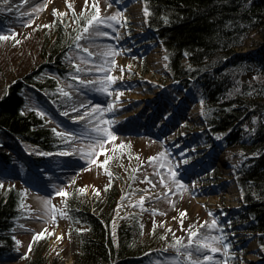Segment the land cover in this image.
Returning <instances> with one entry per match:
<instances>
[{
  "label": "rangeland",
  "instance_id": "374dc122",
  "mask_svg": "<svg viewBox=\"0 0 264 264\" xmlns=\"http://www.w3.org/2000/svg\"><path fill=\"white\" fill-rule=\"evenodd\" d=\"M134 3H138L142 10L139 22L130 11V5ZM99 6L104 16H109L122 8L124 9L122 15L128 19L123 22L113 21L112 23L116 25L114 28L110 24H105L98 29L112 32L111 37L80 41L90 52H96L97 56L89 57L88 53H83L80 49L73 51L71 56L76 59L81 68H91L93 71L76 72L75 70L72 76L79 74L82 80L102 79L105 72L98 69L106 66L101 63L100 53L105 51L109 44L113 45V48L120 49L114 57L117 63L112 68V74L123 77L122 80L117 81V84L123 88V95L119 98V103L123 107L114 109L118 123L112 125V128L118 133L115 143L120 144L121 141L126 143L115 151H111L112 142L106 145L110 148L109 154L113 156L109 162V171L106 172L102 165H93L89 168L88 161L83 158L84 153L77 155L73 151L72 146H75L76 151L87 148L93 143L89 139L68 140L65 138L63 143L69 146L71 155L62 154V152L60 155H55L38 145L19 141L20 147L27 153H43L51 160H54V156H59V159H57L58 164L51 167L49 171L47 168H36V177L33 181L24 176L21 177V181H17L22 188L20 204L22 213L11 231L14 247L4 260L0 259V264H23V260L29 257L37 246H41L51 259L58 260V264H72L76 248L77 220L68 211V198H87L90 204L95 206L96 203L104 200L112 186H115L118 191L116 210L112 220L113 233L115 234L118 224L124 218L136 213L144 224L143 239L157 238L155 240L157 245L162 247L164 250L162 253L167 256L164 259L156 258L141 264L185 262L186 250L182 248L178 252L177 249H172L175 247L169 242L174 241V236H181L187 240L190 225L193 229L199 227L200 233L205 236L219 235L224 232L231 243V248L227 251L213 253L216 261H206L205 264H217V262L224 264L225 260L228 264H234V262L264 264V247H261L262 244L257 236L245 229L244 224L235 217L243 204V192L237 180V170L242 160L240 150L232 148L238 153V158L234 157L237 158V166L232 171L225 172L218 157L228 146L224 144L221 136L206 129L205 109L192 92L188 88L175 85L168 69L165 49L163 51L165 68L152 69L149 55L155 48L163 46L149 28L144 1L121 0L120 3H116L113 0L111 7H108L107 0H99ZM72 8H75V13ZM54 9H59L61 13L67 9V14L57 15ZM91 13V0H89L87 11H85V0H71V4L68 0L0 2V29H15L18 33L16 39L20 40L19 43L11 38L0 41V85L3 83L8 85L15 78L22 79L21 74L24 71L37 65L42 44L54 38L58 21L68 22L73 26L74 20H71L74 15L89 16ZM29 20L33 23H24ZM37 25L40 27L37 28ZM261 43V37L252 33L249 42L238 52L247 48L255 50ZM90 59L95 60V64L89 63ZM109 59L112 58L109 57ZM65 92H71L72 96H66ZM116 95L115 92L111 95L105 93L99 84L83 85L75 79L61 80L58 94L52 102L56 111L66 121L52 120V122L58 124L60 132L69 131L73 133V136H80L82 130L90 123L96 124L100 118L110 117L111 113L98 112L95 114L97 117L95 120L90 115L80 121H73L71 119L73 115L83 116L84 112V109L76 106L83 104L85 109L89 104L98 103L106 106ZM198 105L200 106L199 116L196 119L190 118V112ZM36 106L40 109L37 104ZM74 107L76 111L73 112ZM65 110H68L67 116L63 114ZM3 148L13 149V146L5 142L0 144V150ZM161 150H166L170 159L165 160L163 157L158 160L148 159L154 154H159ZM180 154L187 157L186 162ZM99 158L103 159L104 154H101ZM176 160L180 161L178 171L181 173V178L185 179V186L177 190L175 184L170 181L167 187L172 189V194H169L165 191V185L160 181L158 173H163L167 179V167L163 165H174ZM25 170H22L23 174ZM145 177L154 182L155 187H150L149 180ZM69 179L74 180V183H67ZM191 180H196V184L192 185ZM81 185L86 186V191H81ZM106 185L110 187H105ZM62 187H66L71 195L67 197L56 195ZM97 187L100 189L99 193L96 192ZM162 191L164 195L160 196L159 193ZM145 192L152 193V196H145ZM140 196H145L143 206L139 202ZM49 201L55 205V208L50 209ZM95 208L91 210L97 212ZM157 209L159 211H156ZM184 209H187V213L181 216L180 213ZM52 213L55 214V220L52 219ZM228 214L233 218L231 220L237 228L236 235H228L233 233L231 228H227L230 225ZM214 217L219 227L211 225ZM205 221L208 223L205 224ZM45 228L48 234L33 242L34 233ZM61 233L63 237L58 238ZM164 233L167 234V239L164 238ZM30 242H32L31 249L28 247ZM216 246L223 248L224 244L217 242ZM193 256L197 259L201 258L195 252Z\"/></svg>",
  "mask_w": 264,
  "mask_h": 264
},
{
  "label": "trees",
  "instance_id": "16d2710c",
  "mask_svg": "<svg viewBox=\"0 0 264 264\" xmlns=\"http://www.w3.org/2000/svg\"><path fill=\"white\" fill-rule=\"evenodd\" d=\"M145 5L150 9L149 27L166 49L175 85L188 88L203 100L206 129L241 152L237 180L243 204L235 217L264 245V0H147ZM85 17L78 20L74 15L73 26L58 21L54 38L42 44L37 65L24 71L22 79L0 85V144L13 146L0 150V178L5 180L0 187V259L14 247L11 231L22 213V188L17 181L23 176L33 181L36 168L49 171L59 159L27 153L19 140L50 152L65 147V138L54 131L59 128L52 120H66L52 99L61 80L74 79L69 73L75 72V66L67 57L79 50L74 46L75 36ZM252 33L261 37L260 46L238 52ZM36 104L44 116L38 114ZM117 196L112 186L95 206L87 198H68V211L77 220L72 264H141L167 257L157 238L143 239L144 224L136 213L124 218L113 233ZM228 217L227 228L233 231L228 235H236L233 218ZM23 261L58 264L41 246Z\"/></svg>",
  "mask_w": 264,
  "mask_h": 264
},
{
  "label": "snow or ice",
  "instance_id": "6c2138e0",
  "mask_svg": "<svg viewBox=\"0 0 264 264\" xmlns=\"http://www.w3.org/2000/svg\"><path fill=\"white\" fill-rule=\"evenodd\" d=\"M0 2L7 3V0H0ZM113 0H107L108 7H111ZM116 3H120L121 0H115ZM68 3L71 4V0H68ZM145 3H147V0H145ZM89 4V0H85V11H87V6ZM47 7V5H45ZM91 8L92 13L85 17V23L82 25L81 29L77 30L76 36H75V48L82 50L83 53H88L89 57H96V52H90L88 48H85L83 43H80V41L83 39L85 41H92L93 39H96L98 37H111L113 35L110 31H99L98 29L105 25L110 24L111 27H116L113 21H120L123 22L128 19V17L123 16L122 12L124 9H118L116 12L112 13L109 16H104L101 14V8L99 6V0H91ZM8 10V9H6ZM54 11L57 13V15H66L67 9H65L64 13H61L59 9H54ZM72 11L75 13V8H72ZM145 14L147 15L150 12V9L147 7L144 9ZM79 20V17L77 18ZM26 24H31L33 21L29 20L27 22H24ZM40 27V25H37V28ZM94 33V35H93ZM31 35V33H29ZM18 36V33L15 29H0V41H6L8 39H13L16 43H19L20 40L16 39ZM117 51H120L118 48H113V45L109 44L107 45V48L105 51L100 53V56L102 57L101 63L104 64L106 67L98 69V71L105 72V75L102 79L98 81L93 80H82L81 76L79 74L74 75V79L77 81H80L83 85H96L99 84L102 86V90L111 95L113 92H115L117 95L111 100L110 103H108L106 106L101 104H89L88 107L85 109V105L78 104L76 107L80 109H84L83 116L80 115H73L71 119L73 121H80L84 119V117H88L91 115L92 119H97L96 113L98 112H108L111 113L110 117H102L99 119L98 123L96 124H89L87 128L82 130V134L80 136H73L72 132L64 131L59 132L57 131V135L67 138L68 140L72 139H89L93 141V143L89 144L87 148H81L79 151H76L75 146H72L73 151L79 155L81 152L84 153V159L88 161V167L91 168L93 165L97 166H104V170L106 172L109 171V162L113 159V156L110 155V148L106 145H109V142H112V148L111 151H115V149L122 148V146L126 143L124 141H121L120 144H116L115 141L117 139V131H114L112 128V125L118 123L116 120V114L114 112V109L117 107H123L122 104L119 103V98L121 95H123V88L117 84L118 80H122L123 77L117 74H112V68L114 65H116V60L114 59L115 54ZM111 57L112 59H109ZM67 59L70 61L72 65L75 66L76 72H92L93 69L91 68H81L80 64L77 63L76 59L71 56V54L67 57ZM81 59H83V56H81ZM95 60H89V63L95 64ZM191 67V66H189ZM69 75H73V73H69ZM63 91V89H61ZM101 90V89H97ZM77 91L79 89L77 88ZM66 96L71 97V92H65ZM201 104H203V100H201ZM76 107L72 108V111H76ZM23 109H21V112L23 113ZM38 114L40 116H44L45 113L43 111H40L39 108L36 109ZM65 116L68 115V110H65L63 113ZM186 123V122H185ZM69 146L66 144L63 149H61L62 154L65 155H71L72 153L69 152ZM101 154H104V158L100 159L99 157ZM181 157L185 160H187V157H184L183 154H180ZM160 157H163L165 160L170 159L168 153L166 150H161L159 154H154L153 156L149 157V160H158ZM180 164L179 160L175 161L174 165H163L164 167H167L168 176L167 179L165 178L163 173H158V177L160 181L165 185V191H167L169 194H172V189L168 188L167 185L169 182H173L175 184V188L177 190L183 188L185 186V179L181 178V173L178 171V166ZM79 171H83V169H79ZM146 180H149V186L155 187L154 182H152L148 177H145ZM196 180H191V184L195 185ZM67 183H74V180L69 179ZM5 184V180L3 178H0V187H3ZM9 188L12 187L11 184L8 185ZM105 187H110V185H106ZM81 191H86V186L81 185L80 186ZM100 189L99 187L96 188V192L99 193ZM56 195L67 197L71 195L69 193L68 189L66 187H62L59 189V191L56 193ZM125 195H128L125 193ZM160 196L164 195V192L159 193ZM145 196H152V193L145 192ZM145 196L139 197V202L141 203V206H143V202L145 200ZM155 198V197H153ZM133 203H136V201H133ZM49 207L55 208L54 204H51L49 201ZM156 211H159L157 209ZM187 213V209H184L181 211L180 215L183 216ZM52 219L55 220V214L52 213ZM181 226L183 227V221L181 220ZM205 224L208 223V221L204 222ZM211 225L213 227H219L217 223V219L214 217L211 220ZM170 227V226H169ZM54 231V230H53ZM79 231L83 232L85 229H79ZM155 231V226L153 227V232ZM48 234L47 228L42 229L40 231H36L33 235L32 241L35 242L36 240H39L43 237H45ZM164 238L167 239V234L164 233ZM63 233L60 234L58 238H62ZM217 242H222L224 244L223 248H219L216 246ZM2 243V241H0ZM17 243H22V241H17ZM172 246L176 247L177 251L179 252L182 248L186 250V261L181 262V264H205L206 261H216V257L213 255V253L217 252H224L227 251V249L231 248V243L227 240V234L224 232H221L219 235H209L205 236L202 233H200L199 227H196L195 229L192 228V226H189V238L185 240L181 236H174V241L169 242ZM29 249L32 247V242L28 245ZM261 247H264V245H261ZM193 252L197 253L201 258L197 259L194 258ZM207 253V254H205ZM231 255H234V253H230ZM27 255V253L25 254ZM218 264V262H217ZM224 264H228L227 260L224 261Z\"/></svg>",
  "mask_w": 264,
  "mask_h": 264
},
{
  "label": "bare ground",
  "instance_id": "6f19581e",
  "mask_svg": "<svg viewBox=\"0 0 264 264\" xmlns=\"http://www.w3.org/2000/svg\"><path fill=\"white\" fill-rule=\"evenodd\" d=\"M130 11L132 12L133 17L139 22V17L141 13V8L138 3H134L130 5ZM141 31V30H140ZM163 47H158L153 50V52L149 55V62L152 69L156 70H163L165 68V59L163 58ZM245 51V50H243ZM154 97V96H153ZM200 105V104H199ZM197 106L196 109H192L190 112V118L196 119L199 116L200 106ZM237 151L233 150L232 148H224L223 151L219 154V161L224 166L225 172H230L233 170L234 167L237 166Z\"/></svg>",
  "mask_w": 264,
  "mask_h": 264
}]
</instances>
